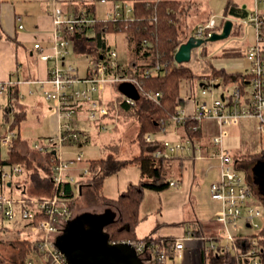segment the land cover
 I'll return each mask as SVG.
<instances>
[{"label": "built area", "instance_id": "built-area-1", "mask_svg": "<svg viewBox=\"0 0 264 264\" xmlns=\"http://www.w3.org/2000/svg\"><path fill=\"white\" fill-rule=\"evenodd\" d=\"M52 21L54 26V39L56 52L52 55L43 50L40 51L42 60L54 59L55 64L50 68L49 82L53 85L52 90H45L44 96L48 100L57 102L60 115L64 118L61 125V131L56 136H49L45 142L35 143L34 149L43 152H54L55 162L51 165L53 171L51 180L55 184L52 195L48 197H26L23 191L26 187L22 186L25 167L22 163H13L0 169V220L16 222L20 221L26 224L29 231L35 234L37 244L33 251H29L26 256L28 264H68L65 255L55 246L54 241L60 234L67 221L72 217L64 186L67 182H73L75 178L69 175V171L76 161H82L84 158L79 154L75 159H64L61 148L67 142L82 141L81 131L77 126L79 109L84 103L88 104V118L97 120L99 116L108 113V107L104 101V90L109 86H118L122 83H132L138 91L145 93L146 96L157 99L160 93L144 92L139 80L129 74L123 73V66L118 61V52L115 49H109L102 53L99 58L86 54L84 59L88 62L87 74L80 76L76 66L73 64L62 65L69 50L67 48L68 39L65 34L75 33L88 28V34L95 30L98 21H118L129 19L133 13V4L127 0H112L114 7L106 13L105 18L92 16L86 11L79 14H68L57 5L58 0H51ZM106 2L108 0H101ZM247 13L243 16V23L249 24L255 30V40L247 45L243 55L250 62V67L246 73L240 75L235 80L236 85L228 93L216 95V85L219 79L203 78L202 94L210 98L199 99L195 101V106L189 110L186 106L177 104L176 113L171 117L169 124L182 125L187 119L197 120L199 123L212 121L217 127V132L212 136L213 149L209 156L217 158L218 178L211 183L210 190L212 197L221 202V209L216 214L215 220L222 223L225 227L223 238L227 241V249L238 251L236 241L238 238L231 226L238 228L239 220L246 221L247 224L257 232L264 223V206L258 200L253 186L251 185L246 171L241 167V162L229 149L223 145V140L227 135V127L240 124L245 118H256L258 120V130L260 133V142L264 150V0H253L251 8H247ZM18 28L23 29V18L17 14ZM242 22V21H241ZM237 23V22H236ZM234 23V27H236ZM240 25V24H239ZM223 22L212 16L209 20L199 26L196 30V37L207 38L214 32H220ZM233 31V30H232ZM35 47L40 49L41 44L36 43ZM162 64L157 63L152 68H146L145 74L153 75L162 69ZM205 83V84H204ZM9 85L14 82H4L0 80V94L4 93ZM220 85V84H219ZM249 87V88H248ZM124 103L135 106L136 100L126 94ZM168 125H163L158 133H165ZM104 127V126H102ZM15 133L7 129L1 135L0 145L7 152L14 146ZM159 134L146 133L144 138L147 142H160ZM162 143V142H161ZM165 149L156 151L157 157L172 158L179 151H193V141L191 138H180L168 144ZM198 143V142H196ZM200 143V142H199ZM196 151H201L200 145L196 144ZM82 175L90 176L89 166H85ZM76 182V181H75ZM9 183H12L9 185ZM14 184L17 185L20 192L10 190ZM171 186H181L179 181L171 180ZM23 190V191H22ZM22 192V193H21ZM43 215L44 218L36 223L37 215ZM259 219V221L257 220ZM251 241V240H250ZM135 247L137 253L147 250L146 242L129 241ZM165 240L161 239L160 244L164 245ZM252 247L246 252L239 253V259L225 261L222 264H260L259 246L256 239L251 241ZM215 246V245H214ZM185 247L184 238H175L172 243L171 253L166 247L159 249V260L165 264L167 260L177 255ZM249 257V262L241 260Z\"/></svg>", "mask_w": 264, "mask_h": 264}, {"label": "crops", "instance_id": "crops-1", "mask_svg": "<svg viewBox=\"0 0 264 264\" xmlns=\"http://www.w3.org/2000/svg\"><path fill=\"white\" fill-rule=\"evenodd\" d=\"M97 1L58 0L57 5L68 14H79L82 11H86L92 16L103 18L108 11L113 9V1L104 2L107 5L104 8L103 16H100L97 11ZM99 1L101 2V0ZM128 1L133 3V0ZM52 8L53 3L51 0H0V80L14 82V85H9L4 93L0 94V143H2V133L8 128L11 129L16 135L15 139L19 137L18 147L20 151L33 159L37 169L43 168L48 173L50 168L45 161L46 153L34 149L33 145L45 142L49 136L58 135L61 131V125L64 123V118L60 115L57 102L48 100L44 96L45 90L53 89V85L48 80L50 68L55 64V60H42L39 56L41 50L52 55L56 52L51 15ZM17 14L23 18V29L18 28ZM65 36L68 39L67 48L69 52L62 65L71 63L76 66L80 76H85L88 66V62L84 59L86 54L77 50L75 38L68 36V34H65ZM36 43L41 44L40 49L35 47ZM109 49L112 48L109 47ZM73 53L77 57H82L87 63L85 74H80V65L71 57ZM118 61L122 65L128 64L123 62L119 53ZM114 88L115 86L109 85L105 88L104 101L108 107V113L99 116L97 120L91 121L88 118L87 103L78 108L80 115L76 123L84 139L80 142H67L61 148V151L64 152L65 148L74 147L72 150H65L69 154L67 158L63 156L62 152L64 159H75L79 154L83 156L86 151L89 153L86 161H84L85 159L76 161V163L84 161L82 166L79 165L69 171V175L77 179L74 183H77L81 178L87 177L82 175V171L92 159L115 158L121 162H127L117 172L108 175L103 182L102 194L109 199L118 198L130 183H137L141 179L140 167L131 162V159L139 154L140 148H142L141 143L137 140L139 123L134 112L123 110L126 108L123 96L125 93L119 90L122 96V98H119ZM41 91H43L42 101L45 100L44 110L45 115H48V122L46 125L41 124L37 128L39 131L37 139L29 140V137L25 136L24 138L23 124L27 118L29 103ZM189 98L191 101L190 107L187 106L189 102H187V99L181 98L180 101L182 102L183 99V105L192 110L196 100H193L191 96ZM17 114H21L22 118L14 129L11 124ZM136 122L138 123L137 130L135 133L130 132L131 126ZM89 123H95L98 126L97 131L93 132L90 130L88 127ZM208 124L217 130L214 122H203L205 136L203 141H199L202 143H196L200 145L201 151H196L195 154H193V151H179L174 154L175 158L181 159L183 167L181 174L174 177L173 180L179 181L181 186L170 185L169 188L163 191H150L147 189L140 204V222L136 227V233L139 238L153 234L164 240H174L179 237L185 239V247L177 255L167 260L165 264H221L220 259L224 256V252L218 245L220 243L227 244V241L223 238L225 227L222 223L215 220L214 217L220 211L221 204H218L217 202L219 201L212 198L211 190L209 189L211 183L218 178L217 165L219 161L217 162L216 158L209 156V152L214 145L211 142L212 137L209 136L206 141V133L210 130L207 128ZM156 134H159L158 140L160 142L164 144L171 142L168 144H173L172 142L177 141L180 136L182 137L181 125L168 124L165 133L157 132ZM209 134L212 136L211 133ZM100 135H104L98 141L101 143H97L100 149H94V151L90 144L93 139ZM75 146L78 148H75ZM0 147L2 148L1 145ZM4 152L6 155L8 154L6 149L3 150ZM34 153L41 155L42 159L36 161ZM237 159L243 163V159ZM28 171L31 174L33 169L25 168V173ZM252 177L254 178V176ZM49 179L51 180V178ZM74 183L72 182L71 184L74 186ZM96 209L95 211H87L101 215H112L108 220L116 219L119 215L117 208L110 204L98 203ZM73 217H75L74 212ZM5 222V220H0V231L5 230ZM14 223L20 224L23 222L16 221ZM22 226L23 229L25 228L29 231L25 223ZM21 230L16 228L14 232H20ZM58 235L55 237L57 238ZM5 244L7 243L3 241L2 246H5ZM144 258L143 262L145 264H154V260L148 251L144 253Z\"/></svg>", "mask_w": 264, "mask_h": 264}, {"label": "trees", "instance_id": "trees-1", "mask_svg": "<svg viewBox=\"0 0 264 264\" xmlns=\"http://www.w3.org/2000/svg\"><path fill=\"white\" fill-rule=\"evenodd\" d=\"M196 1L133 0L134 11L131 18L118 20L117 22L100 20L95 25V30L91 34H88L89 29L87 27L82 31L68 33V36L75 38L76 48L79 52L85 54L90 53L97 58L109 49L105 37L107 33H125L130 44L131 56L126 67L123 66V73L136 77L144 92H159L161 94L157 99H152L139 90V96L136 98L137 102L134 107L124 103L126 108L134 109L139 123L137 140L141 143L142 148H140V153L131 159V162L137 164L141 169V179L139 182L130 183L127 189L116 199L106 198L102 194L105 178L117 172L127 162H121L115 158H98L89 161L90 176L81 178L76 183L75 188L71 182H67L64 186L67 198L69 199L68 208H70L71 216L73 215L74 207H76V201L80 197L84 199L92 195L98 202L115 206L119 211V215L116 219L105 225V229L110 235V240L113 242H146V251L151 255L154 264H162L159 260V249L161 250V248L166 247L168 252L171 253L173 240L166 239L164 245H161V238L153 234L144 238L137 236L136 227L140 222V204L147 189L150 191H163L169 188L170 181L181 174L183 166L181 159L175 157H157L156 151L158 149H165L166 144L157 141L147 142L144 135L146 133H157L161 131L163 125L169 124L171 117L176 113L177 104L180 103V90L184 80L191 81L197 79L202 81L203 78L209 80L218 78L219 84H222L237 80L242 74V72L236 71L229 72L224 67L217 68L213 65H210L209 71L206 73H196L187 63L176 62L175 53L177 49L188 39L181 16L188 9V4ZM246 13L247 9L236 0L227 1L225 14L243 17ZM206 52V46L203 44L200 49V55L205 58ZM242 55L243 52L238 47L226 48L222 53L224 58L230 59ZM157 63L163 65L162 69L153 75L146 76L145 69L152 68ZM21 118V114H17L11 127L15 129ZM17 133L19 135V131ZM181 133L183 139H192L193 154H195L196 142L203 141L205 136L203 123H199L194 119H187L181 125ZM18 146L19 137L15 139L14 147L9 150L6 156L3 155V150L0 147V169L17 162L22 163L26 169H32L33 159L23 154ZM45 157L46 164L50 168L48 170H51V165L55 162L54 152L46 153ZM235 157L249 160V167H252V164L264 166V150L255 153L235 154ZM241 167L246 171L258 200L264 206V190L261 189L260 185L252 177L254 176V172H248L246 170L247 164L244 165L242 163ZM37 174V169L31 173L32 177H35ZM42 218L44 216L39 214L34 222L36 223ZM235 235L237 237L244 236V238H238L236 241L238 251L234 249L229 250L225 247L226 245L221 243L218 245L224 252V256L220 259L221 264L225 261L239 259V253L241 255L242 252H246L249 247H252V239L258 241L260 248L258 258L260 264H264V223L257 232ZM12 243L18 249V258H8L0 254V264H28L26 262V256L29 251L37 248L36 240L14 238ZM146 251L138 253L143 260L145 259L144 253ZM241 260L243 262H249L250 258L245 257L244 259L241 258Z\"/></svg>", "mask_w": 264, "mask_h": 264}, {"label": "rangeland", "instance_id": "rangeland-1", "mask_svg": "<svg viewBox=\"0 0 264 264\" xmlns=\"http://www.w3.org/2000/svg\"><path fill=\"white\" fill-rule=\"evenodd\" d=\"M227 1L228 0H197L196 2L190 3L191 5L188 4V9H186L185 12L181 16L183 26L185 27L188 38L190 36H195L196 29L199 26H201L203 23H205L207 20H209L212 16H215V19H217L219 22L222 21L223 25L226 19H229V18L234 23L237 22L236 27H233V31L229 37L225 39L209 41L204 44L207 49L205 58L202 57V55H200L201 47L193 50L191 60L187 64L196 73H206L207 71H209L210 65H213L217 68L224 67L229 72L236 71V72H243V73H246L250 67V62L245 57V55H242L237 58H231V59L224 58L222 56L224 49L230 48V47H238L241 49L242 52L243 51L245 52L247 45H249L250 43H253V41L255 40L254 28L250 26L249 24H244L243 17H238L233 14H225V8L227 5ZM236 1L239 4H242L243 6L246 4L247 8H251V6L253 5V0H236ZM106 5L107 4L102 1L101 2L99 0L97 1L96 7H97V11L100 14V16H103V13L105 10L104 8H106ZM133 11H134V8H133ZM209 16L210 18H208ZM105 17L106 16H104L103 18ZM105 37H106V41L109 47L112 49H115L119 53V56L120 58H122L123 62L127 64L131 56V48H130L129 41L125 33L109 32L106 34ZM71 57L74 58L77 61V63L80 65V74L81 75L85 74V68H86L87 63H85L84 59L82 57H77L76 55H74V53L71 55ZM201 82L203 81H200L197 79L191 80V81L190 80L183 81L182 87L180 90L181 98L187 99V102L189 101L187 104L188 107H190V104H191V101L189 98L190 96L193 98V100L210 98V93L206 96L202 94L203 86L201 85ZM235 85H236L235 80L230 81L228 83L220 84L218 88L216 87L217 89L216 95H220L223 92L225 93L230 92L232 88H234ZM119 87L120 85L115 86L114 90L115 92L118 93V97L122 98L120 94L121 90ZM42 95H43V91L38 93L35 99H33L28 105L29 107L27 111V118L23 125H24V138L25 136L29 137L28 138L29 140L37 139L39 135L38 133L39 131L37 128H39L41 124L46 125L48 122V115H45V110H44L45 100L42 101ZM183 102L184 101L182 99V102L180 101L179 105L183 106ZM123 110H129L130 112H134V109H131V108H125ZM88 127L93 132L97 131V128H98V126L95 123H89ZM137 127H138V123L136 122L134 123L133 126H131L130 132L135 133V131L137 130ZM207 128L210 130H208V133H206V137H207L206 141L209 139V136L212 137L217 132V130L214 129L209 124ZM227 130H228L227 135L223 140V144H224L223 146L229 149L232 153L234 154L255 153L262 149V146H261L262 144L260 142V133L258 130V120L256 118H245L240 122V124L227 127ZM209 133H211L212 136ZM102 136L104 135H100L96 139H93V142L90 144V146L92 147V150L100 149L97 143H101L98 141L101 139ZM211 142H212V138H211ZM30 144L33 145L34 143H30ZM73 148L74 147H69V149L65 148V150L66 149L72 150ZM75 148H78V147L75 146ZM2 150H4V146L2 147ZM65 150L63 152V156L67 158L69 154ZM85 154L83 155L85 159L84 161H86V157L89 156V153L87 151ZM3 155L6 156V153L4 152ZM34 156H35L34 158L36 161L42 159V156L37 153H34ZM83 162H77L76 164L72 166V168H77V166L79 165L82 166V164H84ZM217 162H218V159H217ZM243 164L244 165L247 164L246 170L248 172H254L253 167H255L256 165L252 164V167L251 166L249 167L248 166V164H250L249 160H243ZM199 165L201 166L200 162H199ZM32 169L35 171L37 169L34 163H33ZM217 170H218V165H217ZM37 171H38V174L35 177H32L29 171L22 175L24 179L22 182V186L26 187L25 192L22 190L23 195H25L26 197H38V196L48 197L52 195L53 190L55 188V184L52 180L48 178V176H50L51 178L53 171L50 170L48 173V171L43 168L37 169ZM214 171L216 172V170ZM76 180L77 179L75 178L73 183ZM75 185L76 183H74V188H75ZM10 190L20 192V190L17 189L16 184H14V186ZM75 190L77 191V189ZM98 203H102V202H98L92 195H89L84 199L80 197L76 201V207H74L75 208L74 216H77L87 210H92V211L97 210L96 206ZM217 203L221 204V202H217ZM220 209H221V205H220ZM111 216L112 215H105L103 218V221L110 219ZM257 220L259 221V219ZM22 224L23 223L16 224L11 221L5 222V227H6L5 230L0 231V254H2V256L8 257V258H14V259L18 258L17 257L18 249L11 243V241L14 238H30V239L35 238V234L30 233L25 228L23 229ZM238 224H239L238 228H234L233 226L230 227L232 232H234L235 234H251L255 232V229L247 225L246 222L243 220H239ZM16 228H20L22 230L20 232H14ZM3 241L7 243L5 244V246H2Z\"/></svg>", "mask_w": 264, "mask_h": 264}, {"label": "water", "instance_id": "water-1", "mask_svg": "<svg viewBox=\"0 0 264 264\" xmlns=\"http://www.w3.org/2000/svg\"><path fill=\"white\" fill-rule=\"evenodd\" d=\"M233 27L234 22L229 18L220 32H214L207 38L190 36L177 49L176 62L188 63L194 49L209 41L229 37ZM216 86L218 88L219 84ZM119 88L130 97L139 96L138 89L132 83H122ZM258 165L260 164L254 167V180L264 190V166ZM104 216L105 214L85 211L67 221L63 232L56 238L55 245L65 255L68 264H145L132 243L110 240L105 225L114 219L103 221Z\"/></svg>", "mask_w": 264, "mask_h": 264}]
</instances>
